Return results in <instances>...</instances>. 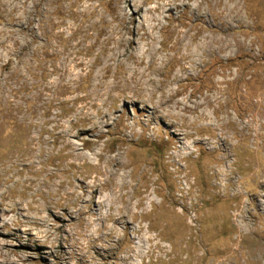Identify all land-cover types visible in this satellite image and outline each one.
<instances>
[{
    "label": "rangeland",
    "instance_id": "obj_1",
    "mask_svg": "<svg viewBox=\"0 0 264 264\" xmlns=\"http://www.w3.org/2000/svg\"><path fill=\"white\" fill-rule=\"evenodd\" d=\"M0 264H264V0H0Z\"/></svg>",
    "mask_w": 264,
    "mask_h": 264
}]
</instances>
